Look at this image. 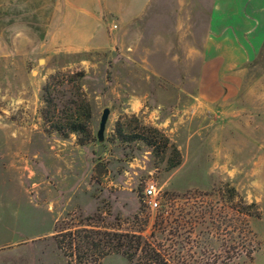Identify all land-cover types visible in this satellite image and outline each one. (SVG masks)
<instances>
[{"label":"rangeland","instance_id":"374dc122","mask_svg":"<svg viewBox=\"0 0 264 264\" xmlns=\"http://www.w3.org/2000/svg\"><path fill=\"white\" fill-rule=\"evenodd\" d=\"M56 2L0 0V80L5 68H16L22 78V99L15 106L10 95L2 97L5 86L0 84V189L40 187L46 198L52 187L48 147L59 139L75 141L82 147L83 159L78 161L73 154L66 160L69 165L84 160L79 164L81 173L93 186L90 193L96 205L83 195L80 201L86 209L72 207V197L71 207H62L59 216L56 211L53 238L66 264L70 259L58 246L56 234L84 227L87 216L103 214L102 219L90 221L103 227L151 233L158 210H151L143 200L149 180L157 183L160 202L167 206L157 238L174 264H264V35L241 37L232 27V35L223 37L226 29L216 20L218 43L198 61L202 66L210 60L208 68L177 66L174 59L181 53L175 51L174 37H163L161 44L158 36L144 37L148 43L156 42V46L150 44L152 48H159L151 53L144 52L142 44L138 51L126 54L116 50L53 53L44 45L58 11ZM107 21L109 29L117 24ZM202 25L206 21L200 19ZM111 32L115 38L120 34L118 27ZM203 39L199 37L200 43ZM77 71L85 72V77L77 78ZM48 80L51 109L57 114L79 93L87 97L93 115L92 141L81 145L75 134L62 138L48 130L41 114ZM148 91L152 98L143 100V105L158 110L151 119L149 113L130 108L133 94ZM4 107L9 109L6 113ZM105 107L111 113L104 151L98 154L96 135ZM142 125L158 127L179 148V157L170 151L154 154L143 141H130L129 135L142 133ZM169 157L179 165L168 168ZM112 174L119 179L117 190L109 186ZM171 193L186 198L171 207ZM252 203L256 205L249 206ZM135 214L138 218L133 220ZM53 228V220H47L40 232L47 236ZM37 230L31 229L35 234ZM12 235L3 217L0 240ZM38 241L37 245L47 242ZM100 264L131 263L113 254Z\"/></svg>","mask_w":264,"mask_h":264},{"label":"crops","instance_id":"0c3cea01","mask_svg":"<svg viewBox=\"0 0 264 264\" xmlns=\"http://www.w3.org/2000/svg\"><path fill=\"white\" fill-rule=\"evenodd\" d=\"M56 10L44 45L46 51L53 53L116 50L126 54L138 51L141 44L144 52L151 53L159 48H152L150 44L156 46V42L148 43L144 37L158 36V44L163 37H174L175 51L181 53L174 59L177 66L208 68L212 65L210 60H204L202 66L198 61L202 53H208L210 46L218 43L214 38L216 20H221L226 29L221 33L223 37L232 35V27L241 37L264 35V0H57ZM108 18L117 22L112 26L120 30L117 38L111 32L112 27L109 29ZM200 19L205 20L206 25L200 27ZM200 36H204L202 43ZM147 57L151 60L150 55ZM194 60L197 63L191 64ZM227 65L231 66L229 60ZM9 70H3L0 80L5 86L2 97L6 99L10 95L15 106V102L22 99V78L16 68ZM149 98H152L151 91L133 94L130 108L133 112L149 113L148 118H153L158 110H149L142 103ZM144 107L148 111H144ZM8 110L4 107L3 112ZM73 143L70 148L69 144ZM81 148L77 142L65 139L53 141L48 147L47 156L52 161L48 182L52 187L46 191V198L42 197L44 190L40 187L0 189V220L5 217L6 226L12 228L13 233L10 239L0 240V264H66L53 238L60 209L71 207L72 197L75 201L72 207L86 209L80 201L83 195H89L90 203L96 205V198L90 193L93 186L81 173L79 164L84 160L74 165L66 160L73 154L78 161L82 160ZM91 163L93 169L94 160ZM109 186L119 188L116 174H112ZM47 220H53L54 228L45 236L40 230ZM35 227L38 234L31 231ZM38 240L47 241L46 245H37Z\"/></svg>","mask_w":264,"mask_h":264},{"label":"trees","instance_id":"16d2710c","mask_svg":"<svg viewBox=\"0 0 264 264\" xmlns=\"http://www.w3.org/2000/svg\"><path fill=\"white\" fill-rule=\"evenodd\" d=\"M74 74L79 79L85 77V72L83 71H77ZM54 79L55 77L53 76L52 80ZM50 82L48 80L43 86L42 99L46 106L41 110L44 121L49 124L48 130L57 132L62 138H68L71 134H75L81 145L92 141L91 120L93 115L91 103L87 97L84 93H79V98L67 102L66 108L62 110V113L57 114L55 109H51L52 99L48 97ZM77 88L81 89L82 86L78 85ZM142 130V133L129 135L130 141H143L151 148L154 154L170 151L172 154H176V157H179V148L171 144L169 137L158 127L142 125ZM119 132L121 133V129ZM124 141H129V139H124ZM167 164L168 168H174L179 165V162L176 158L169 157ZM231 190L236 192L235 188H231ZM184 198H186L185 195L180 196L177 193H171L168 196L171 207L178 206ZM252 205L256 204L252 203L249 206ZM166 208V205L163 206L161 204V207L157 209L153 230L149 235L144 234L142 231L123 232L120 229H111L90 223L94 218H103V214L97 213L96 215L85 217L84 220L88 223L86 222L82 228L58 231L56 240L60 249L70 259V264H100L105 257L113 254L124 256L131 264H174L162 251V243L157 238L159 230L162 229L165 221L163 213ZM137 218L136 214L132 216L133 220Z\"/></svg>","mask_w":264,"mask_h":264},{"label":"built area","instance_id":"2783aa9c","mask_svg":"<svg viewBox=\"0 0 264 264\" xmlns=\"http://www.w3.org/2000/svg\"><path fill=\"white\" fill-rule=\"evenodd\" d=\"M143 200L151 210H157L161 207L159 188L154 180H149L145 183Z\"/></svg>","mask_w":264,"mask_h":264},{"label":"water","instance_id":"95a60500","mask_svg":"<svg viewBox=\"0 0 264 264\" xmlns=\"http://www.w3.org/2000/svg\"><path fill=\"white\" fill-rule=\"evenodd\" d=\"M110 113H111L110 108L105 107L101 115V119L99 122V128L97 130V135H96L98 143H99L98 154H102V152L104 151L105 132H106L107 123L109 121Z\"/></svg>","mask_w":264,"mask_h":264}]
</instances>
